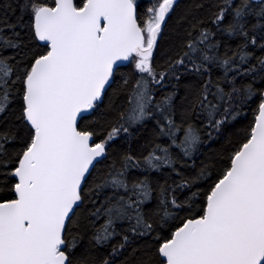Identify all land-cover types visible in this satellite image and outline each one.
<instances>
[{
  "label": "snow or ice",
  "instance_id": "snow-or-ice-1",
  "mask_svg": "<svg viewBox=\"0 0 264 264\" xmlns=\"http://www.w3.org/2000/svg\"><path fill=\"white\" fill-rule=\"evenodd\" d=\"M0 264H264V0H0Z\"/></svg>",
  "mask_w": 264,
  "mask_h": 264
},
{
  "label": "trees",
  "instance_id": "trees-1",
  "mask_svg": "<svg viewBox=\"0 0 264 264\" xmlns=\"http://www.w3.org/2000/svg\"><path fill=\"white\" fill-rule=\"evenodd\" d=\"M10 18L13 19V20L16 19L15 16H10ZM213 147H215V145H211V144L206 145L204 151H205V152H208V151H210V149L213 148Z\"/></svg>",
  "mask_w": 264,
  "mask_h": 264
}]
</instances>
